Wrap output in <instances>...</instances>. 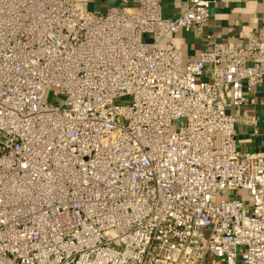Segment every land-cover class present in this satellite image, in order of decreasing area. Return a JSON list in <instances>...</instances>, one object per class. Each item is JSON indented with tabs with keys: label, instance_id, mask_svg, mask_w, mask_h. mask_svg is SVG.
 Masks as SVG:
<instances>
[{
	"label": "built area",
	"instance_id": "obj_1",
	"mask_svg": "<svg viewBox=\"0 0 264 264\" xmlns=\"http://www.w3.org/2000/svg\"><path fill=\"white\" fill-rule=\"evenodd\" d=\"M213 2L0 0V264H264V152L228 111L264 87V28L215 41Z\"/></svg>",
	"mask_w": 264,
	"mask_h": 264
},
{
	"label": "crops",
	"instance_id": "obj_2",
	"mask_svg": "<svg viewBox=\"0 0 264 264\" xmlns=\"http://www.w3.org/2000/svg\"><path fill=\"white\" fill-rule=\"evenodd\" d=\"M117 0H98L96 4L103 9ZM188 0H162L165 15H180ZM264 28V0H215L210 10V19L205 28L215 41L232 44L245 42L248 36ZM171 39L181 47L183 61L189 62L199 57L200 51L208 44L206 40L196 38L192 33L178 32ZM211 47V44L209 45ZM252 102L241 106H228L230 114L236 117L250 118L255 124L243 120L236 124L239 150L243 152H264V87L248 94ZM256 130L258 133H256Z\"/></svg>",
	"mask_w": 264,
	"mask_h": 264
},
{
	"label": "rangeland",
	"instance_id": "obj_3",
	"mask_svg": "<svg viewBox=\"0 0 264 264\" xmlns=\"http://www.w3.org/2000/svg\"><path fill=\"white\" fill-rule=\"evenodd\" d=\"M89 4L90 9H95L96 5L95 2L98 0H84ZM100 1V0H99ZM66 95L61 92L59 88H51L50 90L47 91L46 93V98L48 99L49 103L51 105H61L66 99ZM127 100H125L126 102Z\"/></svg>",
	"mask_w": 264,
	"mask_h": 264
}]
</instances>
